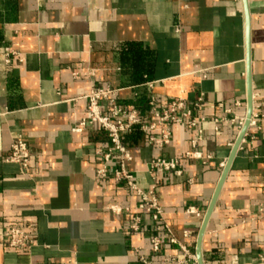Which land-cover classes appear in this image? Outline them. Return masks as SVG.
<instances>
[{"label":"crops","instance_id":"0c3cea01","mask_svg":"<svg viewBox=\"0 0 264 264\" xmlns=\"http://www.w3.org/2000/svg\"><path fill=\"white\" fill-rule=\"evenodd\" d=\"M5 49L21 63L6 66ZM92 87L115 91L114 104L144 124L152 98H183L192 109L202 97L205 107L193 115L208 120L224 110L248 116L249 107L259 114L244 136L236 125L215 132L202 124L195 150L210 157L205 165L184 158L195 136L184 126L171 128L162 150L138 128L122 136L127 169L143 191L151 159L181 161V176L158 174L156 197L170 235L195 258L186 264L252 263L264 248V0H0V264H159L183 256L128 188L96 180L98 156L110 148L105 134L97 126L71 131L86 117ZM16 140L29 148L27 177L6 162ZM110 204L130 213L114 216ZM188 207L203 218L186 215ZM134 216L137 233L128 229ZM10 228L28 232L32 247L8 249Z\"/></svg>","mask_w":264,"mask_h":264},{"label":"built area","instance_id":"2783aa9c","mask_svg":"<svg viewBox=\"0 0 264 264\" xmlns=\"http://www.w3.org/2000/svg\"><path fill=\"white\" fill-rule=\"evenodd\" d=\"M13 62L21 63L20 56L8 49L4 50L3 63L6 66ZM152 84H148L151 88ZM115 91L109 88H90L88 93L83 97L87 103L86 117L79 122L71 131L79 133L87 127L97 126L103 132L108 140L110 148L102 153L99 158V167L96 170L95 178L98 181L112 180L116 185L128 188L137 198V210L146 214L150 222L154 224L157 232L164 231L169 236L170 244L177 242L170 235L168 227L164 224V213L158 203L156 191L159 185L158 174L170 173L176 177L182 175V164L178 159H166L160 156L150 160L147 166V173L151 178V183L147 190L143 191L137 187L132 173L127 169L128 163L132 158L128 149L122 143V136L129 134L135 129L148 134V143L157 150H162L171 143L172 132L174 126H184L195 133L194 138L190 141L191 152H187L185 159H191L205 165L209 160V156L203 155L195 150L196 146L202 139L203 131L200 128L202 124L210 123L214 126V131L218 130V125H236L238 134L241 135L246 124L247 127H257V119L259 114L251 111L249 117L242 115L236 116L230 110H224L225 116L221 118H211L210 120L194 116L193 113H199L205 107V100L202 97L197 98L192 109L185 107L183 98H178L168 104H158L155 99H151L149 107L152 119L147 124L142 123L139 114L135 110H128L114 104L113 96ZM254 97L252 96V101ZM107 103V113L103 112L101 104ZM238 105V104H236ZM245 133H243V136ZM7 163L15 164L19 167V174L27 177L31 173V155L27 144L22 140H16L10 146V153L6 160ZM226 162L223 161L218 168L223 170ZM192 181L190 180L189 183ZM106 211L114 216L129 214L130 209L127 207L110 204L107 205ZM262 211L261 209L259 210ZM186 215L201 220L202 213L196 207H188L185 211ZM128 229L132 233L140 230V217L131 218ZM5 236L8 238L7 248L13 251L22 252L32 247L30 234L22 229L10 228ZM185 237L189 233H184ZM151 251L157 253L160 251L161 240L153 236L149 240ZM181 249L183 256L181 258L168 257L159 264H186L195 262L194 256L190 255L186 248L177 244ZM227 264H239L236 258H233ZM250 264H264V248L261 249L259 256Z\"/></svg>","mask_w":264,"mask_h":264},{"label":"water","instance_id":"95a60500","mask_svg":"<svg viewBox=\"0 0 264 264\" xmlns=\"http://www.w3.org/2000/svg\"><path fill=\"white\" fill-rule=\"evenodd\" d=\"M251 103V102H250ZM250 112H251V108L249 107V113H248V116H247V118L249 117V114H250ZM247 125V124H246ZM246 127V126H245ZM245 130V129H244ZM243 130V131H244ZM242 134H243V132H242ZM223 178H224V176L222 177V180L221 181H223Z\"/></svg>","mask_w":264,"mask_h":264}]
</instances>
